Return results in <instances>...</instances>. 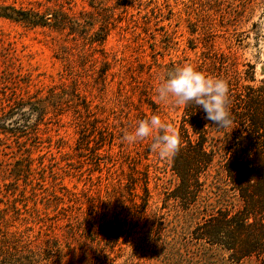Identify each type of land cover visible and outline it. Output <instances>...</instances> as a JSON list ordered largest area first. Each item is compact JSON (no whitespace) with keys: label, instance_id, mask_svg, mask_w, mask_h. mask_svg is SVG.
Returning a JSON list of instances; mask_svg holds the SVG:
<instances>
[{"label":"rangeland","instance_id":"1","mask_svg":"<svg viewBox=\"0 0 264 264\" xmlns=\"http://www.w3.org/2000/svg\"><path fill=\"white\" fill-rule=\"evenodd\" d=\"M50 1L0 0V241L14 240L22 246L20 251L26 248L38 254L48 237L57 238L63 253L54 264H99L102 260L98 262L96 254L100 251L111 253L102 264H142L152 261L156 249L171 245L185 249L183 264H264V163H242L252 170L251 180H247L250 174H230L228 169L236 163H227L225 158L202 174L194 172L189 176L194 200L186 208L181 200L172 199L180 178L171 170L168 158L162 160L156 154L149 161L144 158L150 140L159 132L133 144L123 142L118 132L120 121L130 132L138 121L158 115L178 133L185 105L160 103L156 89L173 68L171 64L174 69L191 64L208 74L207 66L198 63L214 53H224L231 60L225 68H211L209 75L227 82L231 118L241 113L245 92L263 101L260 105L264 107V0H138L127 12L115 9L114 0H99L112 13L108 18L100 13L94 26L89 16L80 15L82 9L92 12L88 0H72L64 11L87 20L83 25L90 34L107 20L110 31L102 47H89L80 38L68 37L67 30L60 34L48 28L30 29L11 18L15 8H37L40 3L47 7L59 0ZM194 27L200 40H193ZM236 64L242 74L250 72L248 76L254 77L253 82L243 83L252 90L236 82ZM105 69L104 82L101 72ZM44 99L48 116L43 122L33 112L21 117L18 124V100ZM80 99L98 108L99 127H107L116 137L111 149L107 144L100 146L99 160L90 152L82 157L76 150L82 126L72 107ZM206 121L216 131L218 152L224 157L232 147L225 143L240 127L232 124L218 129ZM18 125L28 132L27 140L17 139ZM35 130L40 142L38 149L31 150ZM94 135L95 147L98 131ZM58 143L61 153L56 150ZM29 147L34 162L16 163L27 158ZM43 154L46 163H39ZM50 154L57 157V163H49ZM147 166L159 180H151L153 198L138 220L139 209L130 208L125 184L131 176L140 177ZM55 193L68 197L56 209L55 201L50 202ZM249 194L259 202H254L257 212L250 214L252 225L244 235L223 221L246 213L242 196ZM91 202L96 209L89 213L96 212L98 221L106 215L104 223L111 224L91 228L83 223ZM62 213L80 215L82 223L72 234L67 232ZM206 228L210 237L204 236ZM249 238L256 247L242 258L237 247L246 245ZM32 256L27 255L31 260ZM168 262L162 259L156 264Z\"/></svg>","mask_w":264,"mask_h":264},{"label":"trees","instance_id":"2","mask_svg":"<svg viewBox=\"0 0 264 264\" xmlns=\"http://www.w3.org/2000/svg\"><path fill=\"white\" fill-rule=\"evenodd\" d=\"M63 1L64 0H59L52 6L47 5V7L40 3L38 4L37 8H15L12 10L13 15L11 18L16 23L21 24L30 29L48 28L60 34H64V32L67 30V34L65 35H67L68 37L80 38L85 43V45H89V47H94L95 45L102 47L106 43L110 31L107 20L105 21L104 19L105 23L101 22L99 29L93 34H90L87 28L83 25V23H86L87 20L81 17L77 18L75 16H71L64 11V8L66 6L67 8L71 7L73 1ZM137 1L138 0H114V7L115 9H122L123 11L127 12V10H129L130 8H133V4H135V2ZM48 2L51 3L50 0H48ZM99 2V0H88V5L92 9V12H89L85 9H82V11H80L81 16L90 17L91 21H88L90 23L92 22L91 26H94V24H96L95 22L98 19V15L100 13H102V15L104 14L105 18H108V14H110L111 12L110 9L102 7ZM191 33L193 35L196 34V37H194L193 40H200V34L197 30V27L196 29L195 27L191 28ZM163 36L170 38L167 32L164 33ZM190 48L192 49L194 47ZM200 61L201 62L198 63L200 66L206 65L208 68L206 71L208 72V74L205 73L204 70H202V73L209 76L212 75V73L210 72L211 68L215 69V67L218 66L225 68L226 66L230 65L231 60H229L228 56L224 53H214L213 57L200 58ZM105 66H107L106 62ZM247 66L249 67V69H253L251 65L248 64ZM171 67L173 68H170L169 72H172L174 70L173 64H171ZM235 69V72L238 76V79H236L238 85L247 90H252L251 87L246 84H243L246 82L254 81V77L248 76V73L250 72L246 73L243 71V74H246V76H243L242 72H240L242 70L239 69V64L235 65ZM106 72L107 69L101 72V78L104 82L106 79ZM242 96L245 97V100L241 101V113H239L238 115L236 114L235 117L232 119V124L236 127H240V129H237L233 135L229 136L228 141L225 143V147L228 144L232 145V147L231 150L227 149L225 151L224 157H222V155L218 152L220 147L216 145V139L214 138V135H216V131H213V127L211 126V124H207V121L204 118L205 113L203 112V110L197 108V106L191 103L187 106H184V114L181 118L179 130L177 133L180 139L179 148L174 155L170 156L167 159V162L172 164L171 170L176 173L180 178V184L178 187L175 188V194L173 195L172 199L174 201L181 200V203L183 202V206H185L186 208H188L194 200V193L192 191L193 182L189 180V176L192 175L194 172L202 174L205 169H208L212 165V163H218L225 158L227 163H236L235 167H232V169H228L230 174H250L247 176V180H251L252 170L249 171L248 169H246V166H242V163H264V107L260 105L261 103L263 104V101H260L258 98L252 96L250 92H245V94H242ZM148 104L152 106V108L154 107L153 102L149 101ZM53 106L56 107V105ZM72 108L74 114L77 115L75 120H77L78 124L82 126V131L79 132L80 138L76 150L79 151V154L82 157H84L83 154H85L86 157V153L90 152L94 157H98L99 160L102 157V154L99 152L101 150L100 146L102 144H107L111 149L114 145V141L116 138L115 134L111 131H108L107 127H99L101 121L98 118V112H95L96 107L92 108V104L88 101L80 99V101H77L73 104ZM96 110L98 111V108H96ZM16 111L18 115V124H20L19 120H22L21 117L29 116L33 112H36V115L40 116V121L43 122L48 116V104L46 103L45 99L43 101L38 102H25L23 100H18L16 103ZM26 111H28L27 114ZM119 125L121 131L118 130V132L122 136L125 132L128 131L127 128L124 127L123 122L120 121ZM117 127V125L113 124L112 128L114 130H117ZM23 128L24 127L21 128L18 125L17 139H19V141H21L20 139L27 140L28 138V132L24 131ZM95 131H98V140L96 141L94 147L92 145V142H95ZM37 133L38 131L36 130L33 133L34 137L31 140H36V142H34L33 145L30 144L31 150L38 149L37 143L40 142V137ZM158 135H155L150 140L149 151H147L144 155V158L148 161L150 160V155L155 154L150 150V146L153 143L155 137ZM107 136H109L108 139ZM32 141H30V143H32ZM61 146L62 145L58 143L56 147V150H58L59 153H61ZM30 147L28 149L29 151L27 158L18 159L16 163L34 162L31 156ZM130 153L131 152H129V154ZM45 155L46 154H43L38 157L39 163H46L47 158ZM48 161L49 163H57V157H55L53 154H50V159ZM100 163L101 162H98L99 167ZM242 167L244 170L242 169ZM151 174L152 173L150 172V168L149 166H147L146 171L143 172L140 177L131 176L125 184L126 192L129 195V198L126 197V200L130 203V208L139 209V213H137L138 220L143 218L146 211L150 207V202L153 198L152 190L150 188L151 180H154V182L156 180H159V177L157 175L151 176ZM155 186L159 185L156 183ZM155 189L157 190V187ZM245 196L242 197L245 202L246 213H238L234 217H231L228 222L223 221L227 225L235 227V229L238 230L237 233L243 232L244 235L245 233L249 232L248 229L252 225L249 221L250 214H252L253 211L257 212L254 202H259L254 200L251 194ZM51 197L52 199H50V202L55 201L54 208L56 209V207H59L61 204H64V202L66 201L65 197L67 196L62 193V196L60 197L57 196L55 193V195H52ZM68 201L72 202V200ZM123 201L124 200H122V203H124ZM262 202L263 201H261V203ZM109 203L110 201L107 204ZM90 204L91 205L86 212L83 211V203L78 204V206H81L79 207V210H82L85 213L82 220L83 223H85L91 228L95 227L94 225L96 224L108 225L112 223H104L106 215H104L103 221H98L95 215L96 212L93 215L90 214L88 211L96 209L95 204H92V202ZM104 205V209L107 210L106 204ZM62 211L65 212L66 210L63 209ZM66 213H62V216L63 219L67 220V224L65 226L68 228V234H72L75 231V227L79 226L82 223L81 218L79 219L80 215H78L77 213H71L70 215ZM88 217H90L91 221L88 220ZM57 218L58 216H55V219ZM88 229L89 232L92 231L90 228ZM207 230V228L203 230L204 236L210 237L212 233L211 231ZM89 238L93 242L92 238ZM21 247L22 246H20V243H17L14 240H1L0 264H54L61 259L63 253V247L61 243L57 240V238L52 237H48V239L44 241L43 244H41V248H39L40 251L38 254H36V252L34 253V251L28 252L26 248H24V252L20 251L19 249H21ZM255 247H252L251 240L249 238L246 245L242 247H237V254H239V256L242 258L250 256L253 252L252 248L254 249ZM66 248H68L69 250V246H66ZM184 250L185 249L182 246L172 245L164 247L163 249H156V255L154 256L152 261H143L142 264H156L162 259L168 260L169 264H183L182 261L184 260L185 262ZM30 253H32L33 255L32 260L28 259L27 257V255H29ZM110 254L107 251H100L98 254H96V259L99 260L98 262L102 260L99 263L102 264L103 260L109 259Z\"/></svg>","mask_w":264,"mask_h":264},{"label":"clouds","instance_id":"3","mask_svg":"<svg viewBox=\"0 0 264 264\" xmlns=\"http://www.w3.org/2000/svg\"><path fill=\"white\" fill-rule=\"evenodd\" d=\"M156 99L172 107L194 104L203 110L204 118L218 129H227L233 123L228 108L227 82L221 78L207 76L191 64L177 66L169 72L156 89ZM157 131L160 134L155 137L150 150L164 160L178 151L180 139L171 124L162 122L158 115L138 121L135 128L125 132L121 139L133 144Z\"/></svg>","mask_w":264,"mask_h":264}]
</instances>
